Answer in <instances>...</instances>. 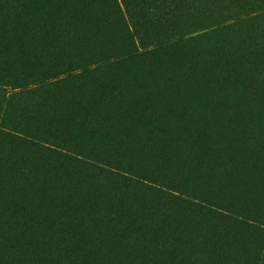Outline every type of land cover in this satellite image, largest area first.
<instances>
[{
    "label": "rangeland",
    "instance_id": "1",
    "mask_svg": "<svg viewBox=\"0 0 264 264\" xmlns=\"http://www.w3.org/2000/svg\"><path fill=\"white\" fill-rule=\"evenodd\" d=\"M0 264H264V0H0Z\"/></svg>",
    "mask_w": 264,
    "mask_h": 264
},
{
    "label": "trees",
    "instance_id": "2",
    "mask_svg": "<svg viewBox=\"0 0 264 264\" xmlns=\"http://www.w3.org/2000/svg\"><path fill=\"white\" fill-rule=\"evenodd\" d=\"M185 42H188V41H185ZM191 49V48H190ZM190 51V50H189ZM191 51L192 52H195V48L194 49H191ZM189 58H190V60H192V61H196L195 63L197 64L199 61V57L196 55V56H194V57H192V56H189ZM12 132H13V130H12ZM14 136L12 135V134H5V138L6 139H9V140H13L14 138H13ZM43 151L47 154V155H49V153H54V151H52V150H46V149H43ZM49 152V153H48ZM108 175H109V177L110 176H116V175H114V174H112V173H108Z\"/></svg>",
    "mask_w": 264,
    "mask_h": 264
}]
</instances>
